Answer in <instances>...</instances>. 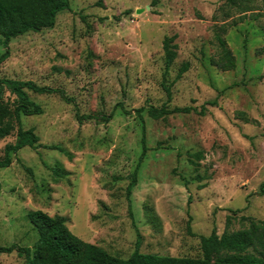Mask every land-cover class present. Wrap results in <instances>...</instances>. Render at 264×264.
I'll return each instance as SVG.
<instances>
[{
    "label": "rangeland",
    "instance_id": "374dc122",
    "mask_svg": "<svg viewBox=\"0 0 264 264\" xmlns=\"http://www.w3.org/2000/svg\"><path fill=\"white\" fill-rule=\"evenodd\" d=\"M223 2L69 0L52 27L9 40L0 77L59 88L73 100L28 92L42 112L23 116L22 126L39 144L0 167V245L31 247L37 234L26 213L37 209L121 258L137 238L142 253L199 257V235L220 234L227 215L230 229L241 215L264 220V16L232 24ZM222 23L236 60L230 70L210 62ZM172 35L167 100L162 41ZM150 105L191 110L153 119ZM76 111L97 118L79 121ZM142 136L147 150L128 193ZM14 140V132L0 140V158ZM196 151L203 157L193 165L188 153ZM0 264H24V256L0 252Z\"/></svg>",
    "mask_w": 264,
    "mask_h": 264
},
{
    "label": "trees",
    "instance_id": "16d2710c",
    "mask_svg": "<svg viewBox=\"0 0 264 264\" xmlns=\"http://www.w3.org/2000/svg\"><path fill=\"white\" fill-rule=\"evenodd\" d=\"M69 8V0H0V45L5 50L0 54V63L8 55L9 40L26 32H38L55 24L59 11ZM224 19L236 15L232 24L250 17L258 20L264 16V0H224L220 6ZM225 23L218 26L215 38L218 43L216 57H211L210 62L221 70L235 68L236 60L226 40L220 35L225 31ZM175 36H165L162 41L163 49V82L167 100L171 98V85L167 82L169 69L176 57ZM188 68V63L180 65L174 80L178 79ZM29 91L38 94L57 93L65 101L73 100L67 97L62 89L38 85L32 80H19L0 77V140L15 133L14 142L4 145L3 156L0 158V167H6L11 163V153L17 152L23 147L35 148L38 146V135L32 127L23 128L22 117L36 115L42 112L39 103L32 100ZM8 93V95H6ZM212 104L215 101H210ZM121 108L124 112L126 109ZM143 107L135 109L141 117ZM191 107L167 108L150 105L147 114L153 119L165 118L172 112H189ZM202 112V111H201ZM111 116L100 115L101 119ZM76 118L81 121L85 118H97L90 114H79ZM142 151L138 158L133 179L127 186L129 193L135 183V173L147 150L145 137L142 136ZM50 148L62 150L58 146L50 145ZM203 157L202 151L188 153V161L197 165V160ZM30 170L29 168H27ZM62 167L57 164L53 168L55 180H58ZM260 193L264 194V182L260 184ZM234 212L236 210H233ZM26 217L37 234L31 247L19 246L14 243L0 245V252L10 253L16 250L24 256V264H264V220L250 216L239 217L240 227L230 229L233 216L227 215L224 230L218 234L215 228L207 235H199V257L173 256L157 253H142L138 250V238L132 253L127 258H121L109 253L97 244L87 242L75 235L65 223V219L59 215H49L40 209L31 210Z\"/></svg>",
    "mask_w": 264,
    "mask_h": 264
}]
</instances>
